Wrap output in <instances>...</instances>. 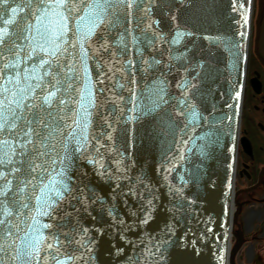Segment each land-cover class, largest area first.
Instances as JSON below:
<instances>
[{
    "label": "water",
    "instance_id": "95a60500",
    "mask_svg": "<svg viewBox=\"0 0 264 264\" xmlns=\"http://www.w3.org/2000/svg\"><path fill=\"white\" fill-rule=\"evenodd\" d=\"M58 2L9 0L31 32L0 45V264H226L252 0H108L90 36V0Z\"/></svg>",
    "mask_w": 264,
    "mask_h": 264
},
{
    "label": "flooded vegetation",
    "instance_id": "af4514ba",
    "mask_svg": "<svg viewBox=\"0 0 264 264\" xmlns=\"http://www.w3.org/2000/svg\"><path fill=\"white\" fill-rule=\"evenodd\" d=\"M226 264H264V0H253Z\"/></svg>",
    "mask_w": 264,
    "mask_h": 264
},
{
    "label": "snow or ice",
    "instance_id": "6c2138e0",
    "mask_svg": "<svg viewBox=\"0 0 264 264\" xmlns=\"http://www.w3.org/2000/svg\"><path fill=\"white\" fill-rule=\"evenodd\" d=\"M76 4V0H59V2L55 5L58 8H61L62 11L60 13H58L60 20L61 21H66L68 20V16L64 15V12L69 13V15L72 13V11H79V8L75 7ZM113 5L108 3V0H90L89 4L87 5V9H88V13L89 15L92 17L91 21H90V27H87L86 31H87V36L92 35L93 33V29L98 27L99 25H101L103 23V15L106 11L107 8L112 7ZM21 10V6L17 5L15 7L11 6L9 3V0H0V24H2L3 26L0 27V45H6L8 43V41L11 39L12 35H15L17 32V29H19V31L21 33L27 31V32H31V24L27 22V18L29 14H26L24 17V25L23 27H20V25L17 23V13L18 11ZM37 22H39V17L36 18ZM80 19H83V17H80ZM9 26H13L12 31L10 32L9 30ZM61 27H63V25H61ZM39 34V33H38ZM40 35V39L43 40L45 42V44H48L49 47L52 46V44L55 43V40L53 39V37H61L63 35V33L61 31H59V29H55L53 30L51 36L49 38H46L44 34H39ZM87 36H85L84 38L87 39ZM25 39H28V37H25ZM40 47L41 52L44 53H49V49L45 48L43 45H38ZM13 47H16L15 42L13 41ZM83 47V46H81ZM56 50H58V45L57 48L55 50H53L51 53H49L50 56L54 57L56 55ZM9 51L11 52V49H9ZM33 52H35V49L33 48ZM49 55H46L44 57H42L39 60V65L41 67H45L47 66V72L46 75L51 76L52 75V67H51V61L49 59ZM5 67H8V65H6ZM2 74V73H0ZM41 79H43V77H41ZM54 79V77H53ZM57 83H59V81H57ZM37 87H41L40 85H37ZM49 89L47 91V95H45L43 97V101L47 104H51L52 103V98L56 95V93L59 91V89H57L55 87V84H49ZM5 91H7V89H5ZM33 94H35V90H32ZM41 91H45V89H43L41 87ZM237 96H239V92L236 93ZM7 103V107H4V104ZM15 103L17 105V107H19V102L18 101H7V97L4 98V100H0V131H7V129L10 127L12 129H15L17 127V125L15 123H11L9 124V121L7 120L8 116H13L15 117V112L14 109L12 107V104ZM29 110H30V106H29ZM34 132V130L29 127L27 129V132L25 133V135H29L32 134ZM27 142H31L30 140ZM0 143H3L4 145H8V141L4 140ZM9 149L10 151L13 152L14 154V150L11 149V146L9 145ZM8 157V153L4 152L2 155H0V164H3L6 168L12 164V161L7 159ZM18 169L16 168H11V172L15 173L17 172ZM9 175V172L7 171H0V178H3L5 181V184L3 187H0V196L5 198V205H7L8 203V196H9V192L11 191V181L7 180V176ZM62 183V182H61ZM65 187H67L65 185ZM56 195L60 198H63V192H61L59 189H56ZM48 199L51 201V205H55L56 204V200L52 199L51 197H48ZM24 207H26V205H24ZM5 214L6 215H10V211L7 208V206H5ZM54 211V208H52L51 206H49V210L47 212H44V215H50L52 212ZM147 221H145L146 223ZM4 223V221H0V224ZM45 228L50 227V225L45 224L44 225ZM7 235H11V232H8ZM56 243H58V239L53 237L52 238ZM53 245L52 244H48V247L51 248Z\"/></svg>",
    "mask_w": 264,
    "mask_h": 264
}]
</instances>
